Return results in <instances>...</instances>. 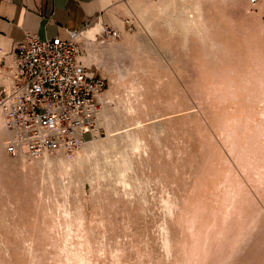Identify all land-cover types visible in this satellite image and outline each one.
I'll list each match as a JSON object with an SVG mask.
<instances>
[{
	"label": "rangeland",
	"instance_id": "rangeland-1",
	"mask_svg": "<svg viewBox=\"0 0 264 264\" xmlns=\"http://www.w3.org/2000/svg\"><path fill=\"white\" fill-rule=\"evenodd\" d=\"M141 5L84 29L93 139L9 156L0 120V264H264V0Z\"/></svg>",
	"mask_w": 264,
	"mask_h": 264
},
{
	"label": "built area",
	"instance_id": "built-area-1",
	"mask_svg": "<svg viewBox=\"0 0 264 264\" xmlns=\"http://www.w3.org/2000/svg\"><path fill=\"white\" fill-rule=\"evenodd\" d=\"M257 2L249 0L251 5ZM83 32H68L65 40L26 33L15 43L9 83L0 90L7 155L35 158L71 153L97 135L105 83L83 62ZM107 34L119 36L113 29Z\"/></svg>",
	"mask_w": 264,
	"mask_h": 264
},
{
	"label": "crops",
	"instance_id": "crops-1",
	"mask_svg": "<svg viewBox=\"0 0 264 264\" xmlns=\"http://www.w3.org/2000/svg\"><path fill=\"white\" fill-rule=\"evenodd\" d=\"M146 0H0V90L8 86L12 50L26 33L40 39L68 38V32L99 25L112 26L124 35L131 27V4ZM97 26V27H94ZM0 120H2L0 115Z\"/></svg>",
	"mask_w": 264,
	"mask_h": 264
}]
</instances>
